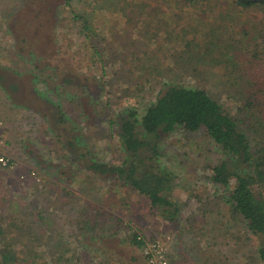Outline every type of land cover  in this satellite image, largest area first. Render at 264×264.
<instances>
[{"label": "rangeland", "instance_id": "1", "mask_svg": "<svg viewBox=\"0 0 264 264\" xmlns=\"http://www.w3.org/2000/svg\"><path fill=\"white\" fill-rule=\"evenodd\" d=\"M50 1L57 2L0 0V68L5 66L17 72L35 71L39 76L36 83L39 89H44L55 103L61 104L70 117L68 124L61 126L78 127L86 142L97 149L100 158L119 163L122 153L116 143L115 129L109 130L105 121L97 127L95 120L110 115L114 127L123 109L136 107L141 113L155 100L161 84L166 81L205 87V81L197 72L185 69L183 61L197 59L193 63L203 68L210 82L207 89L214 96H220L218 90L224 89L216 81V78H221L218 67L211 62L215 59V51L203 54L197 52L201 48L195 45L203 46L214 39L207 32L209 23L219 24L216 32L220 31V34L224 28L238 32L235 25L241 24L240 16L234 14L236 17L232 24L229 23L231 19L220 17V13L241 8L234 7V10L232 0H195L184 9L182 0H145V7L141 5L143 0H71L73 11L84 14V18L80 16L74 20L71 19L70 7L55 3L56 8L64 10L61 15L54 13L57 21L53 27L56 33L64 34L55 39L60 50L52 58L53 64L48 67L41 64L39 67L42 69H34L33 63H37L40 57L35 55L33 48V54L29 52L25 38L20 39L25 28L32 26L21 22V13L23 19L25 17L33 23L26 8ZM124 11L130 14L131 19L123 16ZM247 11L261 16L264 7L253 6L246 8ZM139 13L144 14L133 19L132 14ZM155 14L159 19L153 18ZM85 18L93 28V40L102 46L106 59L104 64L110 66L103 77L105 90L97 95L94 89L99 75L96 72L100 71L95 66L99 67L101 63L96 58L94 62L82 61L84 56L78 50L83 44L81 28ZM144 19L149 25L139 26ZM158 23L162 25L160 31L155 28ZM225 35L222 34L219 44L224 43L228 36ZM235 37H238L237 33ZM52 40L47 33L39 43L49 49L45 52L48 56L53 52L49 46ZM186 42L194 52L182 51ZM73 56L77 69L70 66L73 69L70 74L85 77L92 92L83 90L76 80L61 82L62 76H66L65 65ZM58 62L63 64L61 69L56 67ZM52 66L54 71L50 69ZM144 66L149 67V75L143 71ZM129 70L132 71L126 73ZM181 71L189 72V75H181ZM131 84L134 85L129 86ZM106 90L110 92L109 104L99 102V94L105 98ZM0 121L3 122L6 143L4 151L15 160L13 168L0 169V202L4 200L0 210L9 215L21 209L26 215L19 217L29 224L33 215L28 211L33 210L30 207L35 202L37 212L43 211L45 223L51 225L56 221L54 232L64 228L63 234L70 241V247L75 248V244L80 242L78 250H87L89 258L94 256L95 264H104L105 259L108 264H149L142 249L129 242L134 231L146 242H156L162 247L166 264H264L257 256V238L239 216L232 214L226 202L228 190L215 187L209 180L210 166L219 162L224 154L203 129L195 132L177 129L160 141V160L172 177L166 195L182 212L177 222L169 223L150 207L146 197L121 181L100 180L88 171L78 170L76 164L69 165L65 161L60 164V159L57 162V158H64L65 150L48 123L36 113L13 105L1 85ZM14 169L25 175L27 180L18 183L13 177L16 171H11ZM29 170H37L44 179L41 180V174L36 173V179L29 177ZM68 177L74 178L69 182ZM95 207H102L107 212L97 223ZM92 230L93 234L83 239L85 232L92 233ZM72 251H66V256L70 257Z\"/></svg>", "mask_w": 264, "mask_h": 264}, {"label": "trees", "instance_id": "2", "mask_svg": "<svg viewBox=\"0 0 264 264\" xmlns=\"http://www.w3.org/2000/svg\"><path fill=\"white\" fill-rule=\"evenodd\" d=\"M144 1L141 2L142 7L146 5ZM182 1L184 2L181 3V7L184 9L195 0ZM55 3L70 7L72 20L84 15L73 11L70 5L71 0H57ZM55 3L50 1L27 7L33 23H30L25 17L23 19L21 13V22L32 26L25 28L26 31L23 30V36L19 34L20 39L25 38L24 40L28 42V47L31 49H28L29 52L33 54V48L35 55L40 57L37 63H33L34 69H42V66L39 67L41 64L46 67L53 64L51 60L57 56L60 50L55 39H60L64 34L56 33V29L53 27L57 21L54 13L59 12L61 15V11L64 10L56 8ZM232 6L241 8L236 10L237 12L227 10L224 14L220 13V17L231 19L229 23L232 24L236 17L234 14L240 16L241 24L235 25L238 26V32L228 31L227 28H224L223 33L220 34V31L216 32L220 25L214 22V24L209 23L207 32L214 39L203 46L195 45V47L201 48L197 52L203 54H208L210 50L215 51L213 56L215 59H212L211 62L215 63L214 65L218 67L221 74V78H216L217 83L224 87L223 90L217 92L220 96H214L213 92L207 89V86L210 85L209 78L203 73V68H199L198 64L193 63L197 62V59H189L183 61L185 69H189L193 73L197 72L199 78L205 81V87L166 81L161 84L155 100L141 113L136 107L123 109L117 116L114 127L112 126L114 120L110 115L95 120L97 127H100L101 123L105 121L109 130L115 129L118 137L116 143L122 153L119 163L100 158L97 149L94 150L93 146L86 142L78 127L61 126V124H68L70 117L63 110L61 104L55 103L44 89H39L36 84L39 76L34 73L35 71L17 72L9 67H1L0 85L7 91V97H10L13 105L36 113L48 123L65 150L64 158H57V162L60 159V164L62 161L69 165L76 164L78 170L88 171L100 180L121 181L146 197L150 207L169 223L177 222L182 212L176 202L166 195L171 173L161 163L160 141L164 136L177 129L189 132L203 129L224 154L219 162L210 166L209 180L215 187L221 186L228 190L226 202L231 208L232 214L239 216L246 223L248 230L257 238V256L259 261L264 263V13L257 16L248 11L249 14L245 12V9L249 7H264V1L232 0ZM141 14H132V17L137 19V16L139 17ZM123 16H129L131 19L130 14L125 11ZM157 17L158 14L153 16V18ZM87 19H84L81 28L83 44L78 50L84 56L82 61L94 62L96 58L101 63L99 67L95 66L97 71H100L96 72L99 75L94 89L97 95L105 90L103 77L107 74V68L110 66L104 64L106 59L101 50L102 46L97 40H93L95 34L92 33L93 28H90ZM142 21V24H138L139 26L149 25L145 19ZM134 25L136 26V22ZM161 26L159 23L155 26L158 28L157 31L161 30ZM31 28L34 29L30 34ZM47 33H50L52 42H54L53 45L52 42L49 44L52 46V57L45 54L49 49L39 44ZM236 33L238 37H235ZM222 34L228 36L224 39L223 44H219ZM14 35L18 40V35L16 33ZM184 46L183 52H194L189 42H186ZM214 46L216 50L213 49ZM121 60L125 62L123 58ZM65 66L66 76H62L61 82L72 83L76 80L77 85L81 86L83 90L92 92L90 83L85 81V77L70 74L73 73V69H77L75 56L70 58ZM70 66L74 68L72 69ZM135 66L139 65L135 64ZM56 67L61 69L63 64L58 62ZM140 67L142 66L140 65ZM50 69L54 71V66ZM57 69L55 70L58 71ZM144 70L148 72L147 75L150 74L148 66H144ZM60 73L59 75H61ZM180 74L187 76L189 72L181 71ZM55 75L57 74L55 73ZM134 81L137 82V80ZM132 85L134 84L129 86ZM105 94L107 95L105 98L99 94V102L109 104L110 92L106 90ZM93 100L95 101V96ZM95 134L97 133L95 132ZM11 171L15 172L16 169ZM33 171L36 174H41V180L44 179L42 173L37 170ZM16 172L13 177L18 183L27 180L25 175ZM22 175L23 177H21ZM73 178L68 177L69 182ZM1 184L2 182H0ZM0 203V206L3 205L4 200L1 199ZM35 204L34 202L30 207L33 210L28 211L33 215V221L29 224H25L19 217V215H26L21 209L9 215L0 210V264H65L66 261L69 264H77L76 262L95 264L94 256L89 258L86 254L87 250H78V247L81 246L80 242L75 244V248L70 247V241L63 234V232L65 233L64 228L54 232L56 221L47 225L44 221L43 211L38 210L37 212ZM18 208H23V206ZM94 212L95 223L107 215L106 210L102 207H95ZM93 231L92 233L85 232L83 239H87L93 234ZM137 233L135 231L132 233L129 242L142 249L143 242L138 239L139 234ZM69 249L73 250L70 257L65 254ZM146 259L148 261L149 258L146 257ZM106 260L104 264H108Z\"/></svg>", "mask_w": 264, "mask_h": 264}, {"label": "built area", "instance_id": "3", "mask_svg": "<svg viewBox=\"0 0 264 264\" xmlns=\"http://www.w3.org/2000/svg\"><path fill=\"white\" fill-rule=\"evenodd\" d=\"M5 145L6 143L3 135V122L0 121V169L13 168L15 164V160L12 157L6 155L4 151ZM30 174L32 177H35L36 175L33 170L30 171ZM21 177H23V175ZM138 239L142 240L143 242L142 252L147 258H149V264H166L164 254L162 252L163 249L158 243L146 242L140 234Z\"/></svg>", "mask_w": 264, "mask_h": 264}, {"label": "water", "instance_id": "4", "mask_svg": "<svg viewBox=\"0 0 264 264\" xmlns=\"http://www.w3.org/2000/svg\"><path fill=\"white\" fill-rule=\"evenodd\" d=\"M258 1H264V0H258Z\"/></svg>", "mask_w": 264, "mask_h": 264}]
</instances>
